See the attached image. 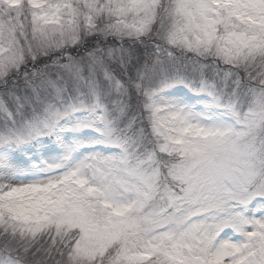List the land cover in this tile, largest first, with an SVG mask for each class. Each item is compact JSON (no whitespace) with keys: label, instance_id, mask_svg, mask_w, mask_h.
Instances as JSON below:
<instances>
[{"label":"snow or ice","instance_id":"snow-or-ice-1","mask_svg":"<svg viewBox=\"0 0 264 264\" xmlns=\"http://www.w3.org/2000/svg\"><path fill=\"white\" fill-rule=\"evenodd\" d=\"M0 264H264V0H0Z\"/></svg>","mask_w":264,"mask_h":264}]
</instances>
